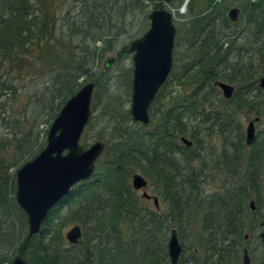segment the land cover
<instances>
[{
    "label": "trees",
    "instance_id": "obj_1",
    "mask_svg": "<svg viewBox=\"0 0 264 264\" xmlns=\"http://www.w3.org/2000/svg\"><path fill=\"white\" fill-rule=\"evenodd\" d=\"M147 1L82 0V17L72 16L65 22L72 28L67 29V36L81 35V43L75 51L56 53L52 42L64 36L65 29H56V14L50 13V6L33 0H0L1 125L7 124L4 100L11 93L16 97L11 75L23 71L35 59L43 60L48 81L42 96L31 106L45 111L48 127L65 102L86 83L94 84L96 99L110 95L111 78L105 77L103 69L95 72V62L105 54V45L110 46L127 33L126 20L132 26L144 15ZM183 1L172 2L182 7ZM150 2L154 3V10L163 6L158 0ZM230 5L238 9L241 22L254 29L247 49L259 56L264 53V0H196V3L191 0L186 21L176 29L174 48L182 43L184 51L179 52H184L185 58L179 80L190 82L193 90L170 104L167 86L171 70L148 109L150 123L146 127L132 121L129 109H122L123 103L112 108L110 102L115 101H106L101 114L111 139L107 135L102 137L107 138L104 161H98L92 176L75 185L49 211L40 232L29 241H26V217L14 199L15 178L8 171L31 153L30 145L33 141L36 146V137L32 139L31 131L21 135L23 146L18 148L22 154L16 160L13 157L8 162L0 154V264H10L11 251L28 264H170L167 244L172 230L181 246L177 264H221L239 258L245 233L260 228L264 220V213L251 219L255 212L246 209L250 195L255 198L254 210L261 209V202L264 205V137L257 135L254 143L247 146L245 135L240 132L228 145L227 141L222 143L221 155H212L211 160L207 154L201 155L204 146L201 127L213 119L206 129L207 136L212 133L211 127L216 126L219 138L229 137L231 126L236 123V110L241 112L248 107L254 111V103L247 98L253 92H264L259 88L264 63L258 73L252 71L251 61L239 66L241 46L233 39L228 40V45L223 43L239 25L238 20L232 22L228 17ZM128 46L116 51L115 63L127 57ZM177 54H173L175 58ZM230 59L235 60L232 66ZM232 71L236 72L230 75ZM124 77L125 88L130 91L131 69ZM216 82L236 86L232 97L225 99L227 105L236 101V110H225L215 116L206 111L205 105L210 106L208 94L215 99L219 89L214 85ZM255 115L263 117L259 110ZM181 138L192 145L186 147ZM244 144L250 148L245 155ZM8 145L0 143L2 149ZM202 158L203 164L198 163ZM194 163L201 165L198 171L193 168ZM210 166L213 167L208 172ZM138 173L156 186V193L167 205L164 212L143 205L146 199L139 198L129 184ZM201 177L221 183L215 192L204 195ZM63 208H67V213L61 219ZM69 223L79 226L82 236L77 244L67 242L69 245L65 247L61 230ZM201 252L203 257L199 256Z\"/></svg>",
    "mask_w": 264,
    "mask_h": 264
},
{
    "label": "rangeland",
    "instance_id": "obj_2",
    "mask_svg": "<svg viewBox=\"0 0 264 264\" xmlns=\"http://www.w3.org/2000/svg\"><path fill=\"white\" fill-rule=\"evenodd\" d=\"M156 1L157 0H155V2ZM33 2H37V4H42L48 7L50 6L52 10V12L50 13L56 14V20H57L56 29H65L64 36L59 37L60 35L59 33H57V36L59 38L54 40V42H52L54 43L53 45L54 52L67 53L68 50H71V52L72 50L74 51L77 50V47H79L77 44L81 43L82 36L81 35L79 36L76 34H74V36L72 37L67 36L69 32L67 29H72V28L67 27L65 22L69 20L70 18H73L74 16H76L77 18L82 17V12H81V8L83 5L82 0H77V1L76 0H33ZM189 2H191V0L183 1V5H181L182 7H180L178 2L173 3L171 1L169 3L171 4L170 6H172V8L175 10V16H173V24L176 29H178L182 25V23L186 21V17L188 14L187 5ZM195 3H196V0H195ZM146 4H147V8L145 9L144 15L138 18L137 21H135L132 26L129 25L130 20L129 19L126 20L127 26L125 27L128 30L127 33L119 37L116 40V42L112 43L110 46L105 45V50H106L105 54L103 53L102 58L100 59L98 58V60L95 62V65H94L96 66L94 67L95 72L101 71L103 69L105 60L109 58H114L116 51H118L121 47L125 45H129L130 42L142 37V35L148 30L149 22L147 20V15L152 10H154V6H153L154 3H151L150 0H148ZM229 7H230L229 9H231L235 6L232 7V5H230ZM166 9H170V8L166 7ZM240 18H241V14L238 17L239 25H238V28L235 29L236 32L232 34V31H230L231 36L229 35L228 37H225L224 39H227V40H225L223 43H227L228 45V40L233 39L237 45L241 46L242 51H243L242 56L240 55L241 58L240 59L238 58V62H239L238 65L239 66L241 64L246 65V64H249V62L251 61L253 64L252 71L254 73H258L261 70V67L263 66V63H264V53H262L259 56L258 54H254V52H252L251 49H247L248 48L247 42L249 40H252L251 33L254 32V29H251V27H247L244 23L241 22ZM69 40H71V42H69L70 44L68 43ZM83 43H85V40H83ZM180 44L182 43L180 42ZM180 44H179V47L174 48L173 54L175 55L176 52H178L179 54L176 55V58L173 55L172 73L168 79L169 84L167 86V91H170V96L167 98V100L170 98V104H173L177 98H181L189 94L193 90V87H194L193 85H190V82L186 83L184 79H181V81L179 80V73H180L182 64L184 62L183 58H185V56L183 55L185 53L179 52V51H184V49L182 48V46H180ZM99 46H101V44H99ZM101 47H104V46H101ZM231 56L234 57L235 53L232 52ZM262 56H263V60L261 59ZM88 59H91V57H89ZM234 61L233 59L229 60L230 66L233 65ZM42 63L44 62L40 58L38 60L35 59V61H32L31 63H29V65L25 69H23V71L14 72V74L11 75V79H12V84L17 89L16 97H13L11 93L10 97L4 100L6 103V107H5L6 112L4 111V115L7 121V124H6L7 129H6V126H2L0 123V143L4 142L9 145L6 149H2L0 147L1 156L5 157V159L8 162L9 161L11 162L13 157L16 160V158H19V156L22 154V152L19 151L20 148H18L20 147L19 145L23 146L21 135L31 131L32 139L36 137V141H35L36 146H34L33 141H32V145H30L32 147V149L30 150L31 153L26 154L24 157H22V160L19 164L18 162H16L17 163L16 166H13L9 169L8 173L10 174V176H14V178H15V174L17 170L24 163H26L27 161L31 160L36 155H38L39 152L44 149L45 144H46V137H47L46 132L48 131V128H49L47 126V123H45V119H47L46 113L45 111L41 112V110L39 109V106H34V107L31 106V105H34L35 99L42 96V93L44 92V87L46 85L45 83H47L48 81V74H46L48 72L42 67L43 65ZM132 68H133L132 54H128L127 57H125L123 60H120L117 63L113 62L112 64H110V66H108V68L105 70V74H106L105 77L107 76L110 77L111 83H113L112 91L110 95H106V96L100 95V97L96 99L95 98L96 89L94 88L92 101H91L90 121L88 125L84 128V131L81 135L79 143L83 148L85 147L84 149L88 148L90 145H92L95 142H101L104 144V150L101 156L96 161V165L97 163L104 161V151L107 145V142L105 140H107V138L111 139L108 136V133L110 132L108 131L109 129L107 130V128H105L107 126L103 122L104 119L102 118L101 113L103 111V108L106 105V101H111V100L115 101V104L110 102L111 104L110 106H112V108H114L115 106H118L119 103L120 104L123 103L121 104L122 109L127 110L130 108L131 90L128 91L125 88L124 73L128 71L129 69H131L132 71ZM235 72L236 71L230 72V75L234 74ZM228 75H229V72H228ZM88 83H91V82H88ZM224 83L228 85H232L236 89V86L234 84L228 83V82H224ZM128 93H129V96L127 95ZM215 94H216L215 99L211 98L212 94H208V98L210 99V106L208 104L205 105L206 111H209V110L212 111L211 112L212 116H215V113H218V112L223 113L225 110L234 111L236 110V107H238V104L236 101L231 103L230 105H227L226 104L227 101H225V98H223L221 91L219 89H217V92ZM247 99L250 100L249 103H252V104L254 103V107H255L254 111H252L248 107H244V109L241 112L239 110H236L237 111L236 116L234 114V119L236 120V123L232 124L229 137L225 136V138L224 137L219 138L218 133H217L218 129L216 126L211 127L212 133L207 136L206 129L210 127V122L213 123L212 121L213 119L210 120L209 123H206L201 127L202 128L201 136L204 137L203 153H201L203 157H205L207 154L211 160L212 155H217V154L221 155L222 143H224V141L225 142L227 141V145H228L232 140L234 141L236 139L237 134L240 132H242L244 136L245 129L248 123L251 121H254L255 119H257L256 122L254 121L256 136L261 135L264 137V92L263 91L253 92L252 97H249ZM159 105L160 103H158L155 106V108H157ZM257 110L261 112V115L263 117L255 115V111ZM38 111H40L41 113H39ZM105 135H107V138L104 140L102 139V137H104ZM243 143H244V140H243ZM249 152H250V148L245 146V148H243V155L248 154ZM198 163L203 164V158L199 160ZM193 166H194L193 168L198 171L201 165L194 163ZM212 167L213 166H210L207 168L208 172L210 171L209 169ZM203 173L204 174L206 173V169L204 170ZM199 180L201 182L200 186L202 187V194L204 195L210 192H213V191L215 192L216 189L219 187V183H221L215 180L212 181V179L209 177H201L199 178ZM129 184L131 185V179L129 180ZM155 187L156 186H154L153 183H149V181L147 180V187L144 190L137 191L136 194L139 198H141L142 193H146L150 198L146 199V202H142V203L144 206L149 207L150 209H153V210H155L156 208L153 202V198L155 197L157 199V204L160 208L159 211L164 212L167 209V205L160 199V196L155 191L156 189ZM249 201L255 202L254 195H250L249 199H247V204H246L247 210H250L248 207ZM263 206L264 205L261 202V209L258 210V208L255 207V210H253V212L255 213L254 215H251V219H256L258 215L264 213V210H262ZM66 213H67V208H63L60 213L61 219L64 216H66ZM75 225L76 224L74 223H69L66 226H64L61 230V234H62L64 243H65V247H68L69 245L65 239V234ZM25 230L27 231V227ZM261 231L262 229L258 228L254 232H251V234L249 233V231L245 233L247 235V239L246 241L244 240L242 242V246H239L240 253H238V256L240 255L241 257L242 247L243 246L245 247L246 244H248L247 246L250 249L251 248L253 249L252 250L253 254L251 253L253 257V260H252L253 264H259L264 259V247L260 245V239H259V233H261ZM187 250H188L187 255H189L190 253L189 248H187ZM15 255L16 254L14 253V251H11L8 253V257H10V261H12ZM199 256L203 257L204 256L203 252H201Z\"/></svg>",
    "mask_w": 264,
    "mask_h": 264
},
{
    "label": "water",
    "instance_id": "obj_3",
    "mask_svg": "<svg viewBox=\"0 0 264 264\" xmlns=\"http://www.w3.org/2000/svg\"><path fill=\"white\" fill-rule=\"evenodd\" d=\"M171 1L173 0H158L163 5H168ZM238 13L236 8L229 10L230 21L236 22ZM147 20L148 30L128 46L133 66L129 114L132 121L144 127L150 123L148 109L172 70L176 37L172 13L164 6L152 10L147 15ZM114 61V58L105 60L103 70ZM214 85L221 90L223 98L229 100L232 97L234 87L222 82ZM259 88L264 90V76L259 81ZM93 92L94 84L87 83L65 102L49 127L44 149L24 163L15 174L14 199L26 217V241L40 232L49 211L75 185L89 179L95 172V164L104 150V144L95 142L84 149L79 143L84 128L90 121ZM254 121L249 122L245 129L247 146H251L256 138ZM180 141L186 147L192 145L186 138H181ZM131 185L135 191H141L147 187V182L141 175L135 174ZM142 198L150 197L142 193ZM153 202L158 208L155 197ZM249 206L254 210L252 201ZM261 226L263 230L260 238L264 246V222ZM81 236L80 227L75 225L65 234V239L69 244L75 245ZM167 248L170 264H177L181 246L174 230L171 231ZM11 264L28 263L21 256H15ZM242 264H250L246 250L243 251Z\"/></svg>",
    "mask_w": 264,
    "mask_h": 264
},
{
    "label": "flooded vegetation",
    "instance_id": "obj_4",
    "mask_svg": "<svg viewBox=\"0 0 264 264\" xmlns=\"http://www.w3.org/2000/svg\"><path fill=\"white\" fill-rule=\"evenodd\" d=\"M239 13H238V17H239ZM238 20V19H237ZM254 202V201H253ZM159 208V207H158ZM250 211H253V210H251L250 209ZM264 222V220H262L261 222H260V228L263 230V228H262V223ZM262 232V231H261ZM178 239V238H177ZM246 239H247V235H245V241H246ZM259 239H260V245H262V242H261V238H260V233H259ZM246 247H248V246H243L242 247V249H241V257H240V255L238 256L239 258L236 260L237 262H235V261H233V262H230V263H221V264H238V262H239V264H242V262H243V251L244 250H246L247 251V254H248V257H249V261H250V264L252 263V260H253V257H252V255H251V253L253 254V249L251 248H246ZM262 247H264L263 245H262ZM264 261V259L259 263V264H262V262ZM253 264V263H252Z\"/></svg>",
    "mask_w": 264,
    "mask_h": 264
},
{
    "label": "bare ground",
    "instance_id": "obj_5",
    "mask_svg": "<svg viewBox=\"0 0 264 264\" xmlns=\"http://www.w3.org/2000/svg\"><path fill=\"white\" fill-rule=\"evenodd\" d=\"M170 12L172 13V16H175V10L173 8H170Z\"/></svg>",
    "mask_w": 264,
    "mask_h": 264
},
{
    "label": "built area",
    "instance_id": "obj_6",
    "mask_svg": "<svg viewBox=\"0 0 264 264\" xmlns=\"http://www.w3.org/2000/svg\"><path fill=\"white\" fill-rule=\"evenodd\" d=\"M217 1H219V2H220L221 0H217Z\"/></svg>",
    "mask_w": 264,
    "mask_h": 264
}]
</instances>
